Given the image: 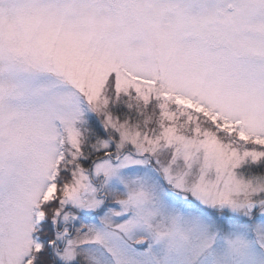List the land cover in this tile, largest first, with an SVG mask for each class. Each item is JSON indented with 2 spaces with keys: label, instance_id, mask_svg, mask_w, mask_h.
Here are the masks:
<instances>
[{
  "label": "snow or ice",
  "instance_id": "1",
  "mask_svg": "<svg viewBox=\"0 0 264 264\" xmlns=\"http://www.w3.org/2000/svg\"><path fill=\"white\" fill-rule=\"evenodd\" d=\"M0 264H264V0H0Z\"/></svg>",
  "mask_w": 264,
  "mask_h": 264
}]
</instances>
